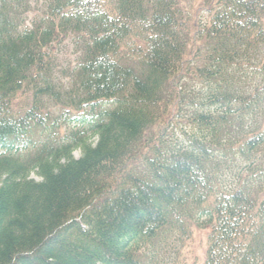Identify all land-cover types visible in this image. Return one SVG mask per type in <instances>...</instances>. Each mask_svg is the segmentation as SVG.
<instances>
[{"label": "trees", "instance_id": "obj_1", "mask_svg": "<svg viewBox=\"0 0 264 264\" xmlns=\"http://www.w3.org/2000/svg\"><path fill=\"white\" fill-rule=\"evenodd\" d=\"M199 1L0 0V264H187L194 230L264 264V0Z\"/></svg>", "mask_w": 264, "mask_h": 264}, {"label": "rangeland", "instance_id": "obj_2", "mask_svg": "<svg viewBox=\"0 0 264 264\" xmlns=\"http://www.w3.org/2000/svg\"><path fill=\"white\" fill-rule=\"evenodd\" d=\"M34 2L32 4V11L31 13L26 15L27 22L30 23L31 21H34L41 13L42 3L37 4L35 0H32ZM189 7V6H188ZM202 8L203 10H206L207 8H210V5L207 4L206 0L199 1L196 5L193 11H191L193 14L196 13L198 9ZM206 14H201L199 16L200 19L205 20ZM60 52L58 54V63L56 70L54 69L55 77L58 83L61 85V87L65 91H70V89L74 85V77L77 72V68L80 63V51L78 46L72 41V39H67L60 47ZM258 78L256 76H249L247 78V84L246 87L250 88L253 87L254 84L257 82ZM245 87V88H246ZM53 112L56 115H60L64 112L63 106L59 105L54 107L53 106ZM66 129L62 130V133L65 132ZM91 142H95V139H91ZM81 152L80 150H77L74 153V157L78 158L80 157ZM30 178L35 181H40L39 177L32 173L30 175ZM229 178V177H228ZM227 178V179H228ZM207 231H193V241L191 243V246L189 248V251L191 252L192 259L188 261L187 264H204L205 262V254H206V242H207ZM168 250L165 253V259L166 261L171 262L174 258L178 256V254H181L183 251L182 244L181 243H172L168 246Z\"/></svg>", "mask_w": 264, "mask_h": 264}]
</instances>
